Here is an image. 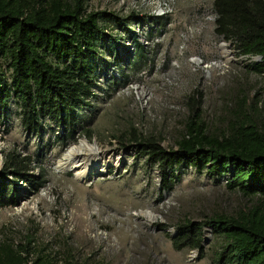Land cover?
I'll return each mask as SVG.
<instances>
[{"label": "rangeland", "instance_id": "rangeland-1", "mask_svg": "<svg viewBox=\"0 0 264 264\" xmlns=\"http://www.w3.org/2000/svg\"><path fill=\"white\" fill-rule=\"evenodd\" d=\"M214 1L88 0L91 10L123 17L134 11L136 20L128 30L113 24L107 30L93 107L80 111L85 129L73 139H65L49 121L42 136L28 133L19 103L10 100L8 118L0 125V184L14 186L16 203L0 208V242H28L58 264H218L214 227L205 232L204 252L178 250L173 241L181 221L203 220L235 204L226 186L231 175L216 180L190 168L172 191H165L159 168L139 154L133 140L134 134H154L171 150L190 113L191 97L200 99L199 108L217 130L234 95L264 94V75L252 70L255 61L216 33ZM138 41L146 59H138ZM83 140L112 160L81 181L58 165ZM12 152L33 159L32 176L44 181L41 190L2 173L5 155ZM96 153L83 150L75 160L79 164L84 154Z\"/></svg>", "mask_w": 264, "mask_h": 264}, {"label": "trees", "instance_id": "trees-1", "mask_svg": "<svg viewBox=\"0 0 264 264\" xmlns=\"http://www.w3.org/2000/svg\"><path fill=\"white\" fill-rule=\"evenodd\" d=\"M213 6L216 33L243 56L261 55L262 60L251 65L254 73L264 75V0H215ZM136 17L134 11L123 17L91 10L88 0H0V125L14 98L28 133L42 136L49 121L65 139H73L85 129L80 111L93 107L107 30L111 24L128 30ZM136 45L138 59H146L144 45ZM232 100L224 106L222 127L213 130L199 108L200 99L191 97L176 148L166 150L163 139L154 134H134L133 140L139 154L159 168L165 191H172L190 168L216 180L231 175L226 186L235 194V204L203 220L181 221L173 241L176 249L204 252L205 227L212 226L218 264H264V94L255 90ZM33 162L30 156L12 152L5 155L2 173L39 191L44 181L33 178ZM13 187L0 184V208L16 203ZM41 252L28 242L3 241L0 264H58Z\"/></svg>", "mask_w": 264, "mask_h": 264}, {"label": "bare ground", "instance_id": "bare-ground-1", "mask_svg": "<svg viewBox=\"0 0 264 264\" xmlns=\"http://www.w3.org/2000/svg\"><path fill=\"white\" fill-rule=\"evenodd\" d=\"M92 146L93 145H89L83 140L81 145L71 148L65 158L59 162L58 169L61 171L72 170L76 177L81 181L86 180L89 176H91L92 172L99 168L106 169L111 163L112 157L108 156L105 151H100V154H98L100 149L97 145ZM91 149H95L97 151L96 155L86 157L87 154H82L85 157V160L81 161V163L79 162L78 164L76 161L77 159L75 160V156L78 154L80 155L83 150L90 151Z\"/></svg>", "mask_w": 264, "mask_h": 264}, {"label": "water", "instance_id": "water-1", "mask_svg": "<svg viewBox=\"0 0 264 264\" xmlns=\"http://www.w3.org/2000/svg\"><path fill=\"white\" fill-rule=\"evenodd\" d=\"M223 44H227V43L223 42ZM227 45L230 46L231 44H227ZM252 60H254V61H256V62H259V61L262 60V56H261V55L254 56V57L252 58ZM84 139H86V138H84ZM86 140H87V139H86ZM212 229H213V227H212V226H209L207 229L205 228V232H207V231H211ZM205 232H204V233H205ZM205 243H206V240L204 239L203 246H204Z\"/></svg>", "mask_w": 264, "mask_h": 264}]
</instances>
